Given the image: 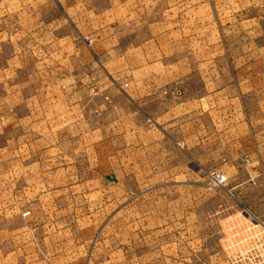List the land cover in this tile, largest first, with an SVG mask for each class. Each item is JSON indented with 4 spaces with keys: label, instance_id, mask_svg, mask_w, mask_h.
Wrapping results in <instances>:
<instances>
[{
    "label": "crops",
    "instance_id": "crops-1",
    "mask_svg": "<svg viewBox=\"0 0 264 264\" xmlns=\"http://www.w3.org/2000/svg\"><path fill=\"white\" fill-rule=\"evenodd\" d=\"M241 207L264 223V0H0V264H111L71 238L100 216L124 264H229Z\"/></svg>",
    "mask_w": 264,
    "mask_h": 264
},
{
    "label": "built area",
    "instance_id": "built-area-1",
    "mask_svg": "<svg viewBox=\"0 0 264 264\" xmlns=\"http://www.w3.org/2000/svg\"><path fill=\"white\" fill-rule=\"evenodd\" d=\"M86 40V44H90ZM244 164H249L247 158ZM207 191L223 190L227 177L218 171L204 173ZM23 213L22 216H26ZM224 251L229 264H264V223L247 208L241 207L238 218L230 224Z\"/></svg>",
    "mask_w": 264,
    "mask_h": 264
},
{
    "label": "rangeland",
    "instance_id": "rangeland-1",
    "mask_svg": "<svg viewBox=\"0 0 264 264\" xmlns=\"http://www.w3.org/2000/svg\"><path fill=\"white\" fill-rule=\"evenodd\" d=\"M131 208H133V207H131V206H128L127 208L124 207V206L116 207L118 214H124L125 211H127L129 213ZM134 211L139 214L140 213V207L136 206L134 208ZM22 217H25V216H22ZM134 217H137V218H135L136 221H133L132 223L129 222L127 224H130V228L133 227L132 229H137V235L138 236L134 237L132 239H129V243L126 244L127 246H131V245L135 246V245L139 244V236L140 235L138 234V231L140 230L142 223L138 221L139 220V216L135 215ZM20 224L23 225V224H27V223L21 222ZM35 224L36 223H34V222L30 223V225H35ZM96 224H97V227L99 226V229L96 230V232L94 234L93 241L91 243H90V240H91L90 232H85L84 231V237L82 239L79 238V237H75V238L71 237L73 240H76V241L73 242L74 245L80 246V244L82 243L84 246H88L87 248H89V249L86 251L85 255H83V257H85V260L87 259L89 262H92V259H93L94 256H96V257L100 256L99 261H102V259H104V258H105V261H108L109 260L108 257H109L111 264H124L125 263L124 261L126 259L129 260L130 256L128 254H126L127 255L126 256L125 253H124V251H125V248H124L125 245L123 243L124 242V238L122 236H120V235L117 236V239H116L117 243L116 244H118V242H120V244L123 245V246H121V245H120L121 247L118 246L116 248L117 252L115 254H114V252H112L111 253L112 255H110V256L108 255L107 222H106V220L103 221V216H100V220ZM123 224H124V222L116 221V230L119 231V229H122L123 226H124ZM151 224H155V223H151ZM199 224H200V226L201 225L202 226H208L209 229H206V230H210V231L212 229H214V225H215L214 223H203V222L202 223H198V225ZM148 225H150V223H148ZM142 226L145 228V225H142ZM75 232L76 231H74V234H75ZM53 241H54L55 244L60 245L62 239L60 237H56L55 236L53 238ZM126 241H128V240L126 239ZM92 243L95 244V246H96L95 248H98L100 246V249H99L100 251L98 252L99 254H97V252L94 253V254H92V252H90V246L92 245ZM81 257H82L81 255H78L77 256L78 260H81Z\"/></svg>",
    "mask_w": 264,
    "mask_h": 264
}]
</instances>
